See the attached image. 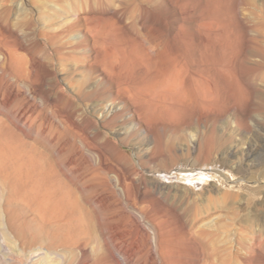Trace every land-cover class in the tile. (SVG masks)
Returning a JSON list of instances; mask_svg holds the SVG:
<instances>
[{
	"label": "rangeland",
	"instance_id": "obj_1",
	"mask_svg": "<svg viewBox=\"0 0 264 264\" xmlns=\"http://www.w3.org/2000/svg\"><path fill=\"white\" fill-rule=\"evenodd\" d=\"M45 1L30 7L32 26L24 14L13 15L18 33L0 24V45L26 57L35 80L29 89L0 71V264H264V237L251 263L241 256L264 229V0ZM85 6L135 94L125 106L116 96L111 124V94L97 84L105 68L90 69L86 46L52 56L47 43ZM81 34L94 41L86 26ZM228 44L236 85L256 102L243 101L247 126L194 103L195 58ZM81 88L97 91L85 99ZM173 103L176 116L165 119L159 107ZM52 122L78 124L104 157L85 147L90 162L71 163Z\"/></svg>",
	"mask_w": 264,
	"mask_h": 264
},
{
	"label": "bare ground",
	"instance_id": "obj_2",
	"mask_svg": "<svg viewBox=\"0 0 264 264\" xmlns=\"http://www.w3.org/2000/svg\"><path fill=\"white\" fill-rule=\"evenodd\" d=\"M39 1L41 2L43 0H2L1 1L2 4L0 5V24L4 23L3 25H8L12 29V31L14 30L15 33H18V25H20V24L15 23V22L13 23V15L14 14L18 15L17 19L19 20V19H21V17H20L21 14H24V15H26L25 16V18H26L25 24H30V26H32L31 23L33 21H36L37 19H36V11L30 7L33 6L34 3L36 4V2H39ZM57 2H59V1L57 0ZM42 5H44V4H42ZM47 6H48V4H47ZM53 6L54 5H52V7ZM38 9H39V7H38ZM75 9H74L73 14H71L72 16L69 17L70 18L69 20L65 21L66 20V18H65L64 23H63V20H62V22H60L61 27L59 29L58 28L54 29L55 31L53 33H50V34L47 33L48 34V35H46L47 43L50 45V49L52 50V52H51L52 56H54L56 52L62 53V51L65 50V48H67L68 46H71L70 48H72V50L81 49V47L86 46L89 48L90 51L87 53L84 61L86 62V64H89L91 66L90 69L94 71L95 70L94 67L98 66V65L99 66L102 65L105 68V70L107 71V73H106L107 78L104 79L101 77L98 80L97 84H98L99 88L106 85L105 89L109 90L111 97H112L111 104L108 105L109 107L107 108V106H105V110H106V113L104 114V116H105L104 121L105 122L103 121L104 123L109 124L110 122L112 123V119H115L119 115L118 111L115 108L116 102H117L116 96L117 95L120 96V99L123 100V104L125 106V105H127L128 101H132L133 96L135 95V94L133 95L132 91L128 88V84L130 83L131 76L127 73L128 70L125 71L123 69L115 67V65L117 64L116 62L119 60H117L115 62L116 64L113 65L114 66L113 68L110 67V63H112V59H111L112 55L111 54H113V53H111L112 52L111 50H110L111 52H107V51H109V50H107L105 54L102 52V47L99 46L100 41H98V32L96 31L95 27L93 25H91L93 23L92 21H94L96 17L94 15L92 16V14L89 13L88 7L85 6L82 9L78 8V9H76V11H75ZM210 20L213 21V19H210ZM218 23H217V26L219 24H221V23H219V24ZM223 23H225V22H223ZM23 24H22V26H23ZM33 24H35V23L33 22ZM208 25H213V23L212 24L210 23ZM22 26H20L21 29H22ZM30 26L27 25V27H30ZM85 26L89 30V32L92 34V37L94 40L93 42H88V38L84 37V35L81 34V33H83ZM23 27H25V26H23ZM209 27H211V26H209ZM0 28L2 29L1 25H0ZM216 28H218V27H216ZM74 30H76V32L79 31L80 33L76 34L75 37H72L73 36L72 33H74L73 32ZM227 30H229V29H227ZM227 30H226V35H227ZM26 31H28V30L26 29ZM71 31H72V33H71ZM210 31H212V30H210ZM19 32H21V31H19ZM214 32H216V31H214ZM223 32H225V31L223 30ZM213 37H215V36H213ZM0 38H2V37H0ZM215 42H216V40H215ZM92 43H94V45H95L93 60L89 59V54H91V52H93L92 47L94 48L93 45L91 46ZM226 43L227 42L225 41L224 44H226ZM22 47L25 48V46H22ZM255 47L257 48V46H255ZM255 47H252V48L255 49ZM223 48H225V46ZM232 48L233 47H231V44L230 45L228 44L226 46L225 50L222 49V50H224V53L222 55H215V53H212V52H205L202 55L195 58L196 59V63H195L196 75L194 77L195 83H194V89H193L194 90L193 96H194V101H195L194 103L196 105V110L200 111V112L203 111L204 113L217 112L220 114L223 109H226V111H229V113L233 116L234 122L236 125H238L239 123L241 124L243 122L247 126V125H249V123L247 124V121H245L247 119L245 118L244 121H242L243 119L240 117V112H242V110H243V106H242L243 101L251 104L250 106L255 105L256 102L252 104V100L250 101L249 99H245V97L242 96V93L244 90L241 88V90H243V91H241L240 88L236 85V81H237L236 75H237V71H238V64H237V60H236L237 57H236L235 51L233 52ZM115 55H117V54H115ZM113 56H114V54H113ZM113 59H114V57H113ZM29 64H30V61H28L26 59V57L20 55L17 52V50H15V48L14 49L10 48V47L3 48L0 45V71L2 73L6 74V76L7 75L11 76V78H13V80H15L17 83H23L24 86L26 85L27 88L32 89L35 86V80L32 76L33 69L31 67V65H29ZM257 65L259 67L260 66L262 67L264 65V58H261V60H259L257 62ZM121 67H122V65H121ZM132 72L131 73L129 72V73L132 74ZM132 75H134V74H132ZM139 77H138V79H139ZM219 85H221V87ZM113 87H115V89H116L115 91H114ZM130 88H131V86H130ZM96 91L97 90L87 91L86 89L81 88L78 91V94L81 98L86 99L88 96L89 97L91 95L93 96L94 93H96ZM38 94L35 92L36 97ZM226 96H227V98H226ZM224 100H227V104H226L227 107H225V108H223V106L221 105V102H223ZM143 104L144 103H142V105ZM261 104L263 106L264 97H262V99H261ZM36 105H37V103H35V107H36ZM176 105H177L176 103L169 104V105L164 104V106L159 107L161 109L160 110L161 113L162 114L164 113L163 117L165 119L172 120L176 116V114L174 113V111H176L178 108ZM254 107H256V105ZM150 108H151V106H150ZM150 108H149V110H150ZM135 111H136L138 120H142L145 118L143 116V114L145 113L146 110L143 112L142 107L139 103L135 107ZM35 113H36L35 115L39 114V112H36V111H35ZM255 113H256V110H255ZM109 115H111V116L109 117ZM113 123H114V120H113ZM137 126H138V124H137ZM50 128L53 131L54 137L57 136L58 138L65 139L66 143H64V144L67 146V148L69 150L74 152V154L72 153L73 155L71 154L72 155L71 156V163L78 161V159L82 160L83 163H84V161L90 162L89 157L87 155H85V152H84L85 147H88L89 151H91V152L94 151L96 154L95 155L93 153L95 155V157H97V156H98L97 158H101L102 156L104 157L103 153L97 149L96 144L92 143V139H90L85 134V132L81 130L82 128H80L78 124H74V123H71V124L67 123L66 124L65 123L64 129L62 130V129H60L59 125H56L54 122H52L50 124ZM53 139H52V142H54ZM120 141H121V143H124L122 138L120 139ZM192 167H194V165H192ZM187 174L188 173L185 172L184 175H187ZM191 174H193V173H191ZM196 174H201L199 177L201 180L205 179V177H204L206 174L205 172L200 171ZM259 229H260L259 232L252 238L251 246L247 250L246 255L245 256L241 255L243 259H245L246 261H248L250 263L254 260V257L256 255L255 252L259 248L258 247V240H260L261 238L264 237V229L263 230L261 228H259ZM252 247H253V249H252Z\"/></svg>",
	"mask_w": 264,
	"mask_h": 264
}]
</instances>
